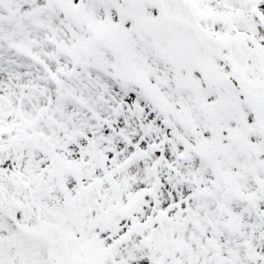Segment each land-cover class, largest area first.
<instances>
[{
	"label": "snow or ice",
	"instance_id": "obj_1",
	"mask_svg": "<svg viewBox=\"0 0 264 264\" xmlns=\"http://www.w3.org/2000/svg\"><path fill=\"white\" fill-rule=\"evenodd\" d=\"M0 264H264V0H0Z\"/></svg>",
	"mask_w": 264,
	"mask_h": 264
}]
</instances>
